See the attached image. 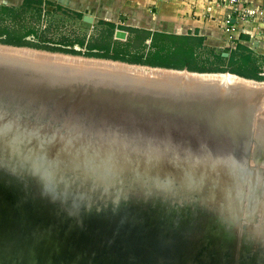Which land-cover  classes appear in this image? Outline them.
I'll list each match as a JSON object with an SVG mask.
<instances>
[{"label": "water", "instance_id": "obj_1", "mask_svg": "<svg viewBox=\"0 0 264 264\" xmlns=\"http://www.w3.org/2000/svg\"><path fill=\"white\" fill-rule=\"evenodd\" d=\"M26 50L0 51V264H246L239 245L264 228V81ZM71 211L80 236L55 221Z\"/></svg>", "mask_w": 264, "mask_h": 264}, {"label": "crops", "instance_id": "obj_2", "mask_svg": "<svg viewBox=\"0 0 264 264\" xmlns=\"http://www.w3.org/2000/svg\"><path fill=\"white\" fill-rule=\"evenodd\" d=\"M32 4L46 5L82 15L83 25H114L116 29L134 28L152 32L179 35H199L204 46L212 52L222 53L228 59L238 45L252 51V66L264 67V25L257 21L236 22L234 8L219 0H36ZM248 5L263 6L264 0H244ZM26 0H0L2 7L20 9ZM10 8V7H9ZM85 15L94 18L84 22ZM231 17L235 31L226 33V20ZM117 25H125L117 26ZM112 27V26H111ZM127 32V31H125ZM129 37L131 36L129 32ZM127 37V38H129ZM233 39V40H232ZM127 40V39H126ZM233 41V43H232ZM117 41H113L115 45ZM149 44L150 41H147ZM205 48V49H206ZM260 75V72H258ZM261 76V75H260Z\"/></svg>", "mask_w": 264, "mask_h": 264}, {"label": "trees", "instance_id": "obj_3", "mask_svg": "<svg viewBox=\"0 0 264 264\" xmlns=\"http://www.w3.org/2000/svg\"><path fill=\"white\" fill-rule=\"evenodd\" d=\"M37 3L41 4L42 2L26 0L20 9L0 8V14L3 17L9 15L12 21V24H9L0 16V44L73 55L84 54L90 58L121 61L153 68L181 71L186 69L198 73H231L246 79L264 81V77L258 74L260 72L259 67L252 66L254 60L252 51L248 47L238 45L228 59L222 53L215 54L213 52L208 56L203 52L205 50L204 38L197 34L179 35L152 32L145 29L123 28L131 36L126 41L117 42L115 45L112 44L111 37L109 41H92L90 43H85V40L78 41L80 46L86 47L87 51L84 53L81 50L51 46L49 41L47 42L43 38L46 36L32 26V24L35 25L37 15H41V10L32 6V4ZM78 16L82 19L81 14ZM4 22L7 23L4 24ZM111 26L115 27L114 25ZM31 35L39 39L38 43L27 39ZM147 41L150 43L148 44ZM69 46L71 47V45Z\"/></svg>", "mask_w": 264, "mask_h": 264}, {"label": "rangeland", "instance_id": "obj_4", "mask_svg": "<svg viewBox=\"0 0 264 264\" xmlns=\"http://www.w3.org/2000/svg\"><path fill=\"white\" fill-rule=\"evenodd\" d=\"M2 6H4V5L0 4V8ZM9 7H10V9H17L16 7H13V6H8V8ZM37 8L41 10V12H40L41 15H37L35 25L32 24V26L34 28H37V30H39L42 35H45L46 37L43 36L45 41H47V42L49 41V45L54 46V47H65L66 49H74L77 51L81 50L84 53L87 51V49L85 46H83V47L80 46L78 44V41L85 40V43L86 42L90 43L92 41H97V42L109 41L110 37H111L112 41H114V42L115 41L124 42V41H126L127 37H129V34L127 32H125L121 29L115 30L116 27H114V28L112 27L113 28L112 29L111 26L109 28V27H106V25H83L80 16H78L74 12L64 10V9H62V7H59V6L54 8V12H50L49 10H53V8L47 7L46 5L45 6L41 5L40 7H37ZM29 14H31V12H29ZM0 16L2 19H5L9 24H12V21L10 20L9 15H6L3 17V15L0 14ZM29 21L31 23V20H29ZM7 22H4V24H6ZM117 26L124 27L125 25H117ZM111 34H112V36H111ZM27 39L34 42V43H38V40H39L38 38L34 37L33 35H31ZM61 45H63V46H61ZM69 45H71V47ZM8 49L16 50V48H13V47L8 48ZM18 50L22 51V49H18ZM25 50H23V52ZM27 51L28 50H26V52ZM29 52H31V50ZM32 52H34L35 55L38 54V53H36V51L32 50ZM39 52H43L45 54L47 53L46 56L50 55V54H56V55L62 56L64 58L67 57L64 55H70L71 58H74V59L76 58V60L89 58L88 60L86 59L85 61H87V63H89L91 66H95L94 64H96V63H94V64L90 63L91 60L99 61L100 64H108V63L114 64L113 62H107L106 63L105 61H102V60L91 59L90 57H86L84 54L73 55V54H65L62 52H52V51H47V50H40ZM203 52L208 56H210L211 53H213L209 48L208 49L206 48ZM214 53L216 54V52H214ZM41 56H44V55H41ZM77 57H79V58L77 59ZM118 62H121V61H118ZM84 64H86V63H84ZM116 64H120V63H116ZM90 65H88V66H90ZM121 65H123V64H121ZM99 66H101V65H99ZM129 68H133V67H129ZM137 68L142 69L141 67H137ZM145 68L146 69H142V70H149V69H147V66ZM256 68H257V66H256ZM226 77H231V76L227 75ZM262 84H264V82ZM251 161H252V163L255 162L254 160H251ZM253 166H255V164ZM261 168H263V170H264L263 165L261 166ZM184 173H185V171L181 173L182 180L183 179L185 180V184L187 186H191V180L195 181V180H201L202 178H205V177L206 178L210 177L207 173L196 172L195 174H193V173L188 172V173H186V175ZM204 185H206V184H204ZM245 203H246V201H245ZM243 217H244L243 222L245 224H248L249 221H251V219L248 218L247 214L243 215ZM260 224H261V222L259 220L257 222H255L253 225H255L257 227H255V226H253V227H255L256 231H254V233H247L245 235L246 240L243 241L241 245H239V246H241L240 247L241 249L247 250V251H245L246 254L250 251V253L254 257V259L256 257V254L261 253V252L264 254V231H263L264 228H261ZM253 240H255V241H253Z\"/></svg>", "mask_w": 264, "mask_h": 264}, {"label": "bare ground", "instance_id": "obj_5", "mask_svg": "<svg viewBox=\"0 0 264 264\" xmlns=\"http://www.w3.org/2000/svg\"><path fill=\"white\" fill-rule=\"evenodd\" d=\"M3 48V49H2ZM8 48H11V47H7V46H3V45H1L0 44V51H6V50H8V51H10V52H19V51H21V50H18V49H16V50H13V49H8ZM22 52H23V50H22ZM26 53H29V56H31V57H37L36 59L37 60H40V61H43V60H45L46 58H54V59H56V60H60V61H66L67 63H73V64H75V65H79V63H81L82 65H86V64H88V65H90L89 63H87V61H85L87 58H84V59H78L79 57H77V59L78 60H76V58L74 59V58H71V56L70 55H64V56H67V57H62V56H59V55H56V54H50V55H47L46 56V54L45 53H43V52H36V53H38L37 55H35L34 54V52H32V50H31V52H29V51H27ZM41 55H44V56H41ZM62 55V54H61ZM74 59V60H73ZM89 59V58H88ZM87 59V60H88ZM91 59H98V58H91ZM98 60H102V61H105L106 63L107 62H113V60L112 61H110V60H106V59H98ZM84 63H86V64H84ZM90 63H96V64H94V65H101V66H111V67H119V68H121V67H126V68H129V67H133V68H129V69H134L135 71H136V69L137 70H140V71H153L154 73H163V74H169L170 72H167V71H164V70H155V69H151V68H149V67H147V69H149V70H142V69H146L145 67L146 66H141V65H135V67L132 65V64H130L131 66H128V64L127 65H124L123 63H120V62H113L114 64H110V63H108V64H100L99 63V61H95V60H91L90 61ZM116 63H120V64H116ZM92 64V65H93ZM121 64H123V65H121ZM91 66V65H90ZM137 67H141L142 69H140V68H137ZM179 72H177V74H178ZM180 74V73H179ZM227 76V74L225 75V76H222V77H224V78H227L226 77ZM228 76H231V75H228ZM230 78H235L234 76H231ZM259 86H261V87H264V84H261V85H259ZM200 141V143L202 142V140H199ZM186 142V141H185ZM242 142H243V144L244 145H246L248 142H249V138H247V137H245V138H243L242 139ZM238 152H235V153H232V155H236ZM236 158H238V159H241V160H243L244 158L245 159H248L249 157H248V155H247V153H245V154H241L240 155V157H236ZM251 159V158H250ZM252 161H250V163H251ZM251 164H254V162L253 163H251ZM118 173H120V174H122L123 172L121 171V169H119V171H118ZM211 175V174H210ZM128 177H130L131 178V176H129V175H126V174H124L123 175V178L124 179H127ZM202 181L200 182L201 183V185H202V187H203V185L204 184H207L208 183V180L206 179V177L205 178H202L201 179ZM205 183H204V182ZM207 181V182H206ZM181 182H183V185H185L186 186V184H185V180L183 179V180H181ZM114 191V190H113ZM225 193H226V195H228V190H226V191H224ZM105 194H106V192H105ZM107 194H108V191H107ZM167 198H168V200H171V199H173V197H172V195L170 194L169 196H166ZM108 211H111V212H115L114 211V209L113 208H109V209H107ZM105 212H107V211H105ZM218 212H220V211H218ZM107 213H109V212H107ZM44 214H46V215H50V213H47V212H44ZM44 214H42V216H44L45 218H48L47 216H45ZM117 215V214H116ZM58 218H60V219H62V220H64L62 223H60L58 220H55L56 221V223L59 225V227H60V232L61 231H66V230H69V231H66V232H69V233H66V232H62L61 234L63 235V234H67V235H65V236H71V235H77V236H80L81 234H82V232H83V228H82V222H77V219H79L80 217L79 216H77L73 211H71V212H69V218H68V216H67V214H62L60 217H58ZM117 218V217H116ZM71 220V221H70ZM55 228H57V226H55ZM55 228H53V229H55ZM76 228H79V229H76ZM5 232H3V231H1L0 232V236L1 235H3ZM33 235V234H32ZM218 235V232H217V234H216V236ZM65 236H64V238H65ZM251 236V235H250ZM37 237H39L38 235H33V238H37ZM211 244L213 245V243L211 242ZM241 246H239V248H240ZM241 249V248H240ZM241 251H247V250H245V249H242ZM246 253L244 252V255H245ZM258 255L259 256H257V258L255 257V259H254V257L252 256V254L250 253V251L245 255V258H246V264H264V254L261 252V253H258ZM236 255H231V257L233 258V263L234 264H237V258L235 257ZM247 256V257H246ZM229 255H227V254H223V256H222V258H221V260L222 261H224V262H226V264H233L230 260L232 259Z\"/></svg>", "mask_w": 264, "mask_h": 264}, {"label": "built area", "instance_id": "obj_6", "mask_svg": "<svg viewBox=\"0 0 264 264\" xmlns=\"http://www.w3.org/2000/svg\"><path fill=\"white\" fill-rule=\"evenodd\" d=\"M224 1L229 6L234 8L236 15V22H245V21H257L264 25V7L254 6L252 4L248 5L244 0H219ZM225 31L228 34H231L235 31V24L232 22L231 17L226 20ZM233 40V39H232ZM233 43V41H232ZM80 50V49H79ZM260 75L264 77V67L260 68Z\"/></svg>", "mask_w": 264, "mask_h": 264}]
</instances>
